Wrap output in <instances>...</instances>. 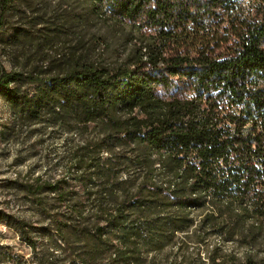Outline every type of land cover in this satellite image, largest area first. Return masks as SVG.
Instances as JSON below:
<instances>
[{
  "label": "trees",
  "instance_id": "1",
  "mask_svg": "<svg viewBox=\"0 0 264 264\" xmlns=\"http://www.w3.org/2000/svg\"><path fill=\"white\" fill-rule=\"evenodd\" d=\"M22 1L33 0H0V30ZM90 1L124 30V59L80 44L54 71L0 66V97L17 117L69 131L96 124L97 146L134 152L125 168L140 181L111 183L104 223L62 237L64 251L78 245L69 264H264V0ZM204 232L262 255L179 257L187 244L177 236Z\"/></svg>",
  "mask_w": 264,
  "mask_h": 264
},
{
  "label": "rangeland",
  "instance_id": "2",
  "mask_svg": "<svg viewBox=\"0 0 264 264\" xmlns=\"http://www.w3.org/2000/svg\"><path fill=\"white\" fill-rule=\"evenodd\" d=\"M242 3L247 6L248 0ZM93 13L90 0L18 3L0 30V66L23 75L54 71L80 44L108 63L124 59L130 49L124 30ZM34 87L22 81L23 91ZM102 137L96 124L69 131L46 120L17 117L0 97V264H69V255L79 253L78 245L71 243L64 251L62 237H86V231L104 223L97 211L112 200L106 196L111 183L125 180L128 173L132 184L140 181L137 172L125 168L134 155L132 147L107 152L96 145ZM84 156L87 162L81 166ZM111 166L115 169L108 175ZM206 233L179 234L187 244L179 257L207 259L215 250L219 261L262 255L260 248L238 239L226 242ZM203 239L205 243L197 244ZM29 240L36 243V252Z\"/></svg>",
  "mask_w": 264,
  "mask_h": 264
}]
</instances>
